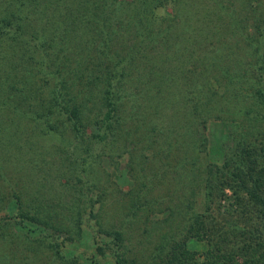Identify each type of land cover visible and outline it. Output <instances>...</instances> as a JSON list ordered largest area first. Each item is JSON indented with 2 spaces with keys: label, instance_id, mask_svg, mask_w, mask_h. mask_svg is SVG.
<instances>
[{
  "label": "trees",
  "instance_id": "obj_1",
  "mask_svg": "<svg viewBox=\"0 0 264 264\" xmlns=\"http://www.w3.org/2000/svg\"><path fill=\"white\" fill-rule=\"evenodd\" d=\"M210 2L219 11L220 0ZM171 4L173 16L158 12L157 9L163 8L162 0H0L2 152L14 155L7 152L14 148L22 153V148L28 145L26 152L40 155L39 163L55 168L58 183L63 179L64 184L69 182L70 189L78 185L73 196L81 202L74 207H60L48 217L38 215V210L26 209L27 201L10 183L16 184L25 176L24 185L29 183L30 176L15 163L12 171L17 169L19 174L8 179L5 158L0 161V184L4 189H0V208H5L6 201L17 202L19 217L37 224L32 229L22 223L26 237L29 239L32 237L29 233L39 229L35 241L41 249L50 252L49 259L55 264H264V151L255 153L244 128L235 131L232 148L224 153L220 163L207 162L206 167L198 171L199 195H192L193 180L187 178L194 168L190 165L185 173L181 172L189 192L184 193L185 199L178 201L179 207H153L151 200L130 198L123 216L117 222L107 223L98 215L100 209L94 206L102 199L106 188L96 184L95 167L105 159L112 160L117 145L131 137L147 115L153 120L143 125L146 130L153 124L150 122L158 124L163 107L158 102L156 106L148 104L149 110L140 109L137 92L125 93L124 85L119 90L127 82L117 77L107 64L85 61L88 71H96L93 76L85 74L81 54L101 52L109 45L115 56L113 39L116 36L118 42L119 29H124L132 31L130 34L135 38L125 48L126 59L143 56L140 47L144 48L148 37L154 34L168 47L162 55L165 57L170 52L169 63L182 70L187 61L186 56L182 57L185 54L182 49L194 50L195 43L208 38L211 26L202 24L208 14L198 15V8L191 3L172 0ZM125 10L131 11L133 21L122 19L121 11ZM224 15L229 33L235 36V46L237 40L240 41L249 60L250 75L245 78L253 85L246 114L249 123L262 136L260 150L264 146V14L253 24L248 23L251 31L237 13L227 12L222 17ZM217 17L220 21L216 13ZM145 27L155 32L145 31ZM71 48L75 56L58 68L65 59V51ZM154 57L161 58L160 52L154 53ZM107 63L114 65L115 59ZM74 82L79 87L77 90L69 85ZM98 86L96 92H92L91 87ZM209 86L214 84L211 82ZM215 89L209 90L205 98L209 99ZM82 90L87 92V99L93 96L98 100L92 113L84 109L78 98L83 97ZM121 101L129 104L128 110ZM115 102H121L120 107H116ZM196 112L193 105L191 114ZM175 114L169 118V127L157 134L160 153L161 149L168 151L172 142L180 141L181 133L175 131ZM50 149L55 156L47 159L45 155ZM139 153L142 150L139 149ZM7 186L9 189L5 191ZM225 188L231 190L232 201L221 206L219 200ZM197 197L200 202L195 204ZM164 209L166 215L159 220V212ZM177 212L179 219H171ZM84 213L88 219H95V224L88 223L90 232L86 239L91 242L81 245L80 238L86 235L82 233L86 227L82 225L86 221ZM135 213L138 217H133ZM3 225L0 224V237L6 235L7 242L13 235L3 233ZM198 244L199 250L192 247ZM11 252L0 255V264H18L27 256L25 253L20 258L16 250L18 258L15 259Z\"/></svg>",
  "mask_w": 264,
  "mask_h": 264
},
{
  "label": "rangeland",
  "instance_id": "obj_2",
  "mask_svg": "<svg viewBox=\"0 0 264 264\" xmlns=\"http://www.w3.org/2000/svg\"><path fill=\"white\" fill-rule=\"evenodd\" d=\"M171 1L162 0L163 8L157 9L158 12L164 16L172 15ZM175 1L176 3L179 2V0ZM182 2L191 3L194 8H198L197 14L200 16L204 12L208 14L203 19L202 24L204 26L208 24V28L211 26L208 29L210 30L208 38L204 41L200 40L197 44L195 43L194 50H191V48L182 49V54L185 53L182 57H187L182 70H180V67H173L172 63H169L171 59L170 52L165 57L162 55L168 47H165L160 37L154 34H151V38L148 37L149 40L144 48L140 47L143 56L126 59L123 55L127 50L125 48L135 38L130 34L132 31L124 29H119L117 36L120 40L118 42H116V36L113 39L116 43L114 48L117 51H115V56L112 55L109 45L101 52L81 54L84 62L82 69L85 74L89 76L96 74L95 70L88 71L86 69L85 61L91 63L99 61L102 64H107V68H110L117 77H121L123 82H127L122 84L119 90L124 85L125 93L137 92V102L139 103L137 106L140 109L149 110L148 104L153 103L156 106L158 102L163 107V114L158 120V124H155L154 121L150 122L153 124L147 126V131L143 125H146L147 121L153 120L150 114L147 115L144 121L140 122L135 128V133L132 132L131 137L124 139L117 145V152H113L114 157L112 160L114 159V162L105 159L95 167L94 180L96 184L100 185L101 188L103 186L106 188L102 199L95 202L94 206L96 209H100L98 215H100L102 221L107 223L117 222L116 220L123 216L126 211L125 205H127L130 198L138 199L137 197H139L140 200L142 198L151 200L153 201V207L173 206L174 209L179 207L178 201L185 199L186 194L184 193L189 192L186 179L183 174L181 175V172L185 173V169H189L191 166L194 171L189 172L187 178L190 177L193 180L192 195H199L201 187L198 185V171L205 168L207 162L220 163L224 153L229 149L231 150L235 131L239 127L248 131V142L251 148L256 149L255 153L261 154L262 150L264 151V146H262V149H258L262 136L249 123L250 119L246 114V109L252 100L251 86L253 85L250 80L245 78L246 75H250V70L247 67L249 60L242 49V43L237 40L235 46V36L229 33L225 15L222 17L227 12L237 13V17L243 18V23L247 24V30L251 31L252 27L249 24L258 21L256 18L264 14V0H220L218 3V6H220L219 11L218 7L214 6L210 0H182ZM216 13L220 15V21L218 17L216 19ZM121 17L126 21L134 20L129 10L121 11ZM104 28L107 29V27ZM147 30L150 33L155 32L151 27H145V31ZM255 36L260 39L259 35L255 34ZM241 38L239 37V39ZM250 41L254 43V40ZM107 48L109 52H107ZM159 52L161 58L154 57V53ZM73 53L72 48L66 50L65 59L60 61L58 68L69 63V60L75 56ZM165 53H168V51ZM111 59H115L114 65L107 63ZM172 70H174L173 73ZM62 74L66 73L62 71ZM75 82L78 83V79H75ZM75 82L69 85L72 89L77 90L79 87ZM211 82L214 86H209ZM99 87H91L92 92H96ZM212 88H216L214 94L206 99V94ZM72 89H69L70 92L76 93ZM81 95L83 97L77 96L83 102L84 109L87 112L91 110L90 113L94 112L98 103L96 97L90 96L87 99V92L84 90H82ZM204 99L206 101H203ZM121 102L124 103L127 109L129 104L124 101ZM121 102H115L116 107H120ZM193 105L196 107L197 112L192 115ZM174 114L175 131L181 133L180 141L178 144L172 142V147L168 151L165 148L164 150L161 149L160 153V137L157 134L162 129L169 127V118ZM245 119L248 120L242 123V120ZM150 128H153V130ZM2 146L0 144V154H2L0 161L6 158L5 170L8 179L19 174L17 169L12 171V165L15 163H18L21 168L23 167V173L30 176L29 183L26 182L24 185H22V182L25 176H21V181L16 184L10 183L15 189H18L21 198L27 201L26 209L30 211L38 210V215L42 214L48 217L51 212L60 207H74L73 205L76 206V204L81 203L73 196L76 192L74 188L78 185L75 184L76 187L70 189L69 182L66 185L63 179L58 183L54 174L56 172L55 168L48 163H39L38 158L40 155L36 154L35 156L33 153V155L28 153L29 151L26 152L28 145L24 150L22 148V153L21 150L18 153L14 148L8 149L7 152L14 153L16 158L14 155H5L2 152ZM4 146L7 149L5 144ZM139 149L142 150V153H139ZM52 152V149H50L45 157L49 159L50 155L55 156ZM182 159L192 162L188 164ZM9 186L5 188V191L9 189ZM1 188L2 185L0 184ZM36 189H38V193H36ZM2 190L4 191L3 188ZM76 196L81 197L80 195ZM230 200L232 201L231 190L225 188L219 203L221 206H225ZM199 202L200 197L194 199L195 204ZM16 203L14 200L9 203L6 201L5 208H0V224H4L1 230L3 233L13 235L7 242L4 240L6 235L0 237V255L12 250L11 256L15 259L18 258V255L20 258L22 254L26 253L27 255L22 257V261L20 260L21 262L19 261L18 264H55L49 259L50 252L41 249L37 245L38 241H35L34 236H36L39 229H34L33 233L30 232L29 234L32 237L30 236L29 239L26 237V231L21 227L22 223L24 222L25 228L32 227V229L37 224L20 218L18 215L20 210ZM178 214L179 212L170 218L179 219ZM138 215L135 213L133 217H138ZM165 215L166 210L164 209L163 212H159L158 219L162 220ZM84 219L86 221H83L82 225L86 227L83 228L82 233L86 234L84 237L86 239L89 237L90 232L88 223L95 224V219H88L85 213ZM160 225L166 227L165 223ZM84 238H80L79 243L81 245L91 242L88 239L85 241ZM76 244L74 243V245ZM71 245H73L72 242ZM14 246L16 247L13 249ZM192 247L199 250L201 246L198 244Z\"/></svg>",
  "mask_w": 264,
  "mask_h": 264
}]
</instances>
